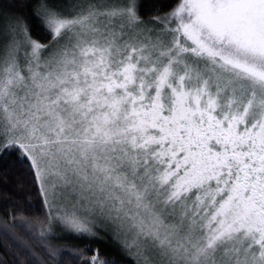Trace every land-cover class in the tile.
Listing matches in <instances>:
<instances>
[{
    "label": "snow or ice",
    "instance_id": "6c2138e0",
    "mask_svg": "<svg viewBox=\"0 0 264 264\" xmlns=\"http://www.w3.org/2000/svg\"><path fill=\"white\" fill-rule=\"evenodd\" d=\"M36 15L48 43L0 0V151L27 162L45 227L99 223L136 264H264V0Z\"/></svg>",
    "mask_w": 264,
    "mask_h": 264
},
{
    "label": "trees",
    "instance_id": "16d2710c",
    "mask_svg": "<svg viewBox=\"0 0 264 264\" xmlns=\"http://www.w3.org/2000/svg\"><path fill=\"white\" fill-rule=\"evenodd\" d=\"M50 0H4L12 17L23 18L33 39L48 43L50 31L36 15V7ZM178 0H137L143 19L169 11ZM47 209L33 182L27 162L16 149L0 151V262L2 264H136L109 233L100 239H70L63 230L44 233ZM54 221V220H53ZM15 225V227H13Z\"/></svg>",
    "mask_w": 264,
    "mask_h": 264
},
{
    "label": "rangeland",
    "instance_id": "374dc122",
    "mask_svg": "<svg viewBox=\"0 0 264 264\" xmlns=\"http://www.w3.org/2000/svg\"><path fill=\"white\" fill-rule=\"evenodd\" d=\"M78 2H80V0H50V1L41 2L40 4H38V6L41 5V4H46L49 8L56 9V10H58V11L64 13V14H70L71 13V6L73 4H75V3H78ZM38 6L36 7V10H37ZM145 20H147V19H145ZM20 55L23 56V50L21 51ZM52 215L54 217L56 216L55 210L52 212ZM81 215H86V213H81ZM51 227H55L56 230H58V231L63 230L62 232L64 234L68 235V237L70 239H77V238H80V237H85V238L90 239V240H92V239H100V231L106 232V233H109L111 235V237L117 243H119L121 246H123L122 243L115 238V236L113 235V233L110 230L105 229L99 223H97L95 225H92V232L91 233H88V232H76L74 230H71L70 228L65 227L63 224L60 223L59 220H56V219H54V221L51 222ZM51 227H50V229L49 228L44 229V233H46L47 235H50V233L53 232V229ZM131 256H132V258L134 259V261L136 263V258L133 255H131Z\"/></svg>",
    "mask_w": 264,
    "mask_h": 264
}]
</instances>
